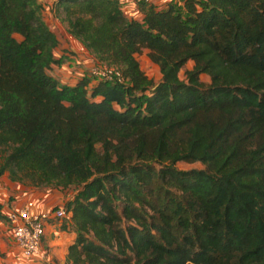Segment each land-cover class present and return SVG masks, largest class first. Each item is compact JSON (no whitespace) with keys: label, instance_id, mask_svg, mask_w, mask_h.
<instances>
[{"label":"trees","instance_id":"obj_1","mask_svg":"<svg viewBox=\"0 0 264 264\" xmlns=\"http://www.w3.org/2000/svg\"><path fill=\"white\" fill-rule=\"evenodd\" d=\"M41 5L0 0V176L75 188L63 264H264V0H52L124 77L71 84Z\"/></svg>","mask_w":264,"mask_h":264},{"label":"crops","instance_id":"obj_2","mask_svg":"<svg viewBox=\"0 0 264 264\" xmlns=\"http://www.w3.org/2000/svg\"><path fill=\"white\" fill-rule=\"evenodd\" d=\"M170 0H152L157 7H165ZM45 11L50 15V3H43ZM122 10L128 16L140 17V11L136 3L122 0ZM54 24H49L55 32L59 43L55 48V57H64L60 63L52 64L53 75L60 76V82L73 83L85 73L91 64L98 62L93 54L85 47L81 41L66 29V24H62L57 17L51 18ZM56 73L57 75H55ZM95 79H91L92 83ZM46 188L36 187L16 180H11L6 174L0 176V202L2 212L6 213L11 208L19 207L27 199L34 202L35 210H48L56 205L60 206L73 194L49 192ZM68 217V216H67ZM75 231L71 220L63 222L62 219H50L45 225V233L42 240V250L38 255L24 257L21 255L14 239L11 236L9 223L6 219H0V264H63L67 253L68 245L74 240Z\"/></svg>","mask_w":264,"mask_h":264},{"label":"built area","instance_id":"obj_3","mask_svg":"<svg viewBox=\"0 0 264 264\" xmlns=\"http://www.w3.org/2000/svg\"><path fill=\"white\" fill-rule=\"evenodd\" d=\"M134 3L152 0H128ZM84 49V47H83ZM90 72L96 78L110 81H124L120 70L114 65L105 62H96L90 65ZM34 202L27 199L19 207L8 210L6 220L9 223L11 236L24 257H32L41 253L45 225L50 219L60 220L67 215L62 205L48 210H35Z\"/></svg>","mask_w":264,"mask_h":264},{"label":"rangeland","instance_id":"obj_4","mask_svg":"<svg viewBox=\"0 0 264 264\" xmlns=\"http://www.w3.org/2000/svg\"><path fill=\"white\" fill-rule=\"evenodd\" d=\"M51 1L52 0H40V2L43 4H46L47 2L50 3V7H51ZM177 4H182V1L183 0H175ZM46 7H44L43 5H41V14L44 18V20L48 23V24H54L53 21L51 20L54 19V17H57V19L62 22V24H64L65 22H63L62 20L59 19L58 16L55 15L54 11L51 10L50 11V15L48 14V12H46L45 9ZM18 37H20V35H17ZM137 58H138V61L140 63V66L141 68L143 69V71L145 73H147L148 77H151L154 81H157L160 77V70H159V66L153 62L149 56H148V50L147 49H142L139 53H137ZM99 62V61H98ZM96 63V62H94ZM191 65V62H188L186 63L185 67H189ZM184 69L183 68L179 74L181 77L184 76ZM54 67H50V69L48 70L50 73L54 71ZM83 72L85 73L86 76H89L90 79H96V77L94 75L91 74L90 72V67H88V69H85L83 70ZM51 73V74H52ZM55 75H57L56 73H54ZM53 75V74H52ZM54 76V75H53ZM56 77V76H55ZM59 82H60V76L58 78V76L56 77ZM201 80L204 81L205 83H207L209 81V76L207 74H202L201 75ZM62 83V82H60ZM203 165L198 162V161H193V162H188V161H178L176 162V167L179 168V169H189V168H192V167H197V168H200L202 167ZM4 174H7V172H4ZM20 182V181H19ZM24 183V182H22ZM27 184V183H25ZM46 190H50L49 192H56V193H69V194H73L75 193V188L74 187H69V188H62V187H45ZM67 215L65 217L62 218L63 222L67 221ZM2 219V218H1Z\"/></svg>","mask_w":264,"mask_h":264}]
</instances>
